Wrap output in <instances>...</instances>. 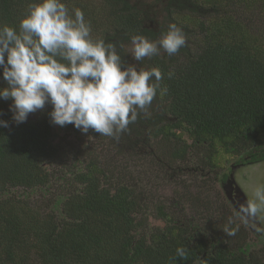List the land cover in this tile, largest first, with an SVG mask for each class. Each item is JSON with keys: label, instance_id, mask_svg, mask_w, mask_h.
<instances>
[{"label": "trees", "instance_id": "trees-1", "mask_svg": "<svg viewBox=\"0 0 264 264\" xmlns=\"http://www.w3.org/2000/svg\"><path fill=\"white\" fill-rule=\"evenodd\" d=\"M30 2L0 0V25L18 30ZM62 2L70 10L82 9L90 22V13L77 0ZM100 2L102 16L91 24L93 39L115 43L125 67L159 68L161 88H167L163 95L158 90L152 104L129 125L119 140L121 148L115 149L118 153H140L148 136L181 140L176 132L183 131L189 145L209 149L212 163L219 152L239 156L237 166L264 161L261 0ZM180 14L190 17L195 35L175 19ZM173 22L183 28L190 45L172 56L162 50L140 62L129 57L126 47L132 35L158 40ZM6 86L0 69V87ZM11 103L0 99V119L9 123L0 127V264H264L245 240L213 236L195 222L174 221L160 208L157 214L165 226L147 231L138 217L144 211L142 198L123 177L112 183L93 153L84 159L74 147L66 151L72 152L67 156L71 164L62 162L66 153L55 136L76 128L52 124L50 103L20 124L9 120ZM89 133L100 135L91 129ZM171 153L174 161L183 150L173 148ZM229 177L223 174L222 181ZM37 195L46 198L44 208L30 202ZM179 246L188 249L186 260L176 258Z\"/></svg>", "mask_w": 264, "mask_h": 264}, {"label": "clouds", "instance_id": "clouds-1", "mask_svg": "<svg viewBox=\"0 0 264 264\" xmlns=\"http://www.w3.org/2000/svg\"><path fill=\"white\" fill-rule=\"evenodd\" d=\"M187 43L183 28L173 22L161 30L158 40L132 35L129 53L140 62L162 50L175 55ZM0 69L7 84L0 87V99H11L9 110L16 124L50 103L52 124H72L85 134L91 129L117 142L152 104L158 90L167 93L166 87L161 88L159 68L125 67L116 44L93 39L83 10H70L62 0H32L18 30L0 25ZM167 75L171 79L174 71ZM0 127H9L8 121L0 119ZM237 209L246 226L264 238V184L257 185L252 198L238 203ZM231 225L229 218L222 230L234 237L240 224ZM175 251L176 258H188L186 247Z\"/></svg>", "mask_w": 264, "mask_h": 264}, {"label": "rangeland", "instance_id": "rangeland-1", "mask_svg": "<svg viewBox=\"0 0 264 264\" xmlns=\"http://www.w3.org/2000/svg\"><path fill=\"white\" fill-rule=\"evenodd\" d=\"M77 1L79 7L82 6L85 12L90 13V24L99 21L103 8L100 0ZM143 2L149 4L152 0ZM261 3H264V0H261ZM174 17L181 24L188 25V29L192 31L190 35L198 32L197 28L192 29L191 19L187 15L180 14ZM130 48L131 45L126 47V51L129 57H132L129 53ZM57 134L55 142L59 143L66 153L62 162L71 164V157L67 156H72V152H66L70 147L79 150L84 159L87 157L86 154L91 152L97 157L106 174L112 176V183H117L120 176L128 186L137 190L144 203V211L138 217L144 220L147 231L165 226L157 214V209L160 208L174 221L195 222L203 229L209 230V234L213 236H220L225 240L232 238L234 242L245 240L250 251L257 253L264 262V244L239 218L238 212L231 206L223 189L226 181H222L223 174H230L227 180L234 184L228 190L232 191L237 187L240 192L242 190L245 199H250L253 189L264 184V161L254 165L237 166L239 156L229 157L219 152L213 157L212 163V160L208 159L209 149L204 145H189L190 141L183 131L176 132L181 136V140L175 142L165 139L163 141V138L151 139L148 136L138 154L132 152L128 154L125 150L118 153L115 149L121 148L120 143L114 141L115 146L111 142V137L102 135L96 137L92 133L85 134L78 129L75 132L60 131ZM173 148L183 150L174 161L171 160ZM231 191H228V195L233 198L230 195ZM34 199L30 202L37 201L36 205L42 208L46 206V198L42 199L37 195ZM229 218L233 220L232 227L240 224V229L234 237L227 236L222 230ZM261 223L264 224V217L261 218Z\"/></svg>", "mask_w": 264, "mask_h": 264}, {"label": "water", "instance_id": "water-1", "mask_svg": "<svg viewBox=\"0 0 264 264\" xmlns=\"http://www.w3.org/2000/svg\"><path fill=\"white\" fill-rule=\"evenodd\" d=\"M233 184H234L233 182H230L229 180H226V182H225V184L223 186V189L226 192L227 199L230 202L231 206L238 212L237 204L244 202L246 199L243 196V194L241 193L242 190L240 192V190L237 187H235V191H234L235 192V201L229 197V195H228L229 192L228 191H231V190H228V188L231 185H233Z\"/></svg>", "mask_w": 264, "mask_h": 264}, {"label": "flooded vegetation", "instance_id": "flooded-vegetation-1", "mask_svg": "<svg viewBox=\"0 0 264 264\" xmlns=\"http://www.w3.org/2000/svg\"><path fill=\"white\" fill-rule=\"evenodd\" d=\"M234 191H235V188H234V190H232L231 192H230V195H231V197H233V198H231V199H233L234 201H235V197H234ZM251 229V228H250ZM252 230V229H251ZM252 233H255L253 230L251 231ZM256 234V233H255ZM257 236H258V238H259V240L264 244V239L263 238H261V237H259V235L258 234H256Z\"/></svg>", "mask_w": 264, "mask_h": 264}]
</instances>
